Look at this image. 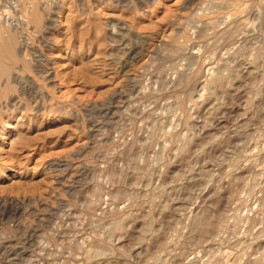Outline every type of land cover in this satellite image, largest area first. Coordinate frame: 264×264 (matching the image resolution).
Instances as JSON below:
<instances>
[{"label":"rangeland","instance_id":"1","mask_svg":"<svg viewBox=\"0 0 264 264\" xmlns=\"http://www.w3.org/2000/svg\"><path fill=\"white\" fill-rule=\"evenodd\" d=\"M0 38V264H264V0H0Z\"/></svg>","mask_w":264,"mask_h":264},{"label":"bare ground","instance_id":"2","mask_svg":"<svg viewBox=\"0 0 264 264\" xmlns=\"http://www.w3.org/2000/svg\"><path fill=\"white\" fill-rule=\"evenodd\" d=\"M32 15H33V14H32ZM35 16H36V12H35ZM5 29H6V28H5ZM8 30H9V29H8ZM5 31H6V30H5ZM8 32H9V31H8ZM2 33H3V32H2ZM2 33H1V34H2ZM6 33H7V32H6ZM8 34H10V33H8ZM2 35H3V34H2ZM2 35H1V36H2ZM4 35H5V32H4ZM6 36H7V35H6ZM1 38H2V37H1ZM1 38H0V40H1ZM3 39H4V37H3ZM6 39H7V38H5V40H6ZM8 39H10V38H8ZM6 41H9V40H6ZM3 43H4V42H3ZM9 43H10V42H9ZM5 44H6V43H5ZM4 46H5V45H4Z\"/></svg>","mask_w":264,"mask_h":264}]
</instances>
